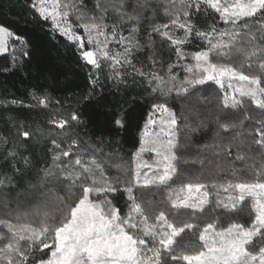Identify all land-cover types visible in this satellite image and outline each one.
<instances>
[{
	"label": "snow or ice",
	"instance_id": "6c2138e0",
	"mask_svg": "<svg viewBox=\"0 0 264 264\" xmlns=\"http://www.w3.org/2000/svg\"><path fill=\"white\" fill-rule=\"evenodd\" d=\"M17 8L15 19H0V56L10 64L0 71L31 77L61 40L68 50L74 46L91 71L85 87L60 99L39 86L28 92L32 104L0 99L6 113L16 108L48 113L46 127L4 117L0 264H264V167L255 164L254 155L264 162V118L244 135L236 131L243 121H218L220 131L235 133L216 146L219 160L247 164L255 182L220 185L223 192L236 193L224 199L219 192L213 198L203 184L170 185L179 179L181 163L170 102H187L209 81L223 88L228 78L244 86L234 89L239 99L225 94L222 108L237 110L247 97L264 117V0H16L9 11ZM161 9L167 23L158 24ZM6 15L0 10V17ZM217 15L228 27H198L201 16ZM142 29L147 43L137 38ZM156 37L161 49L166 44L175 53L166 75L146 71L138 59L146 52L149 69L163 63ZM194 39L205 47L186 52ZM189 57L193 63L186 62ZM144 107L149 111L141 113V124L137 109ZM230 119L225 112L223 120ZM133 126L138 147L128 175L114 161L122 159V136ZM145 153L155 155L152 164L142 160ZM113 168L120 175H109ZM164 188L170 189L168 207L160 208L148 197ZM54 191L63 195L53 196ZM121 198L123 209L117 204ZM233 216L246 222L233 219L224 227L225 218ZM188 232L198 233L201 242L195 254L183 243Z\"/></svg>",
	"mask_w": 264,
	"mask_h": 264
},
{
	"label": "trees",
	"instance_id": "16d2710c",
	"mask_svg": "<svg viewBox=\"0 0 264 264\" xmlns=\"http://www.w3.org/2000/svg\"><path fill=\"white\" fill-rule=\"evenodd\" d=\"M16 0H3L4 7L0 10L5 12L6 17H0V19H15L18 8L13 11H9L11 5ZM168 0H160L161 4H167ZM156 23H167V19L163 15L161 9L160 18L156 20ZM215 24L217 28L224 29L228 25L219 21V17L214 16L211 19H206L201 16L198 21V27L206 28L207 25ZM148 25H144L147 28ZM182 34V33H178ZM127 35V32H125ZM141 43H147L148 37L143 29L137 36ZM157 48L162 51L163 63L158 64L155 69H149L147 67V53L138 57L139 61L145 65V70L157 71L161 75H166L168 64L175 61V53L169 52L167 46L161 49V41L159 37L155 38ZM66 41L61 40L59 45H53L49 53L41 61L39 67H34L31 77L26 78L19 72L5 73L0 71V99L18 98L23 100L25 104L34 103L30 99L28 92L34 87L39 86L45 88L53 97V99H60L66 91H80L86 86V73L91 71L90 67H83V62L79 61L74 51L65 48ZM205 45L199 40H192L186 47L185 51L188 53H194L200 51ZM187 63H193L189 57ZM224 62V61H221ZM141 63H137V67H141ZM9 58L6 56H0V70L5 67H9ZM235 66V65H234ZM106 71V70H105ZM181 78L184 76L182 69H176ZM254 71L245 70V75H254ZM110 86V82H108ZM67 86V87H66ZM198 91L193 97H190L187 102L176 100L174 103L170 102V106L176 112L178 117V132L177 137L181 145V149L177 152V155L181 157V163L178 165L180 170L179 179L174 178V182H170L171 189L183 186L189 183L203 184L207 186V190L212 193L214 198L219 192L221 199L226 198L228 195H235L236 193H226L220 189V185H227L229 182L235 183H253L256 181V176L252 170H249L247 164H241L237 162L235 165L230 162L220 161L216 153L219 149L217 145L225 142V136H232L235 133L225 134L219 129V122L222 123H236L242 125L237 128L236 131L242 135L252 132L255 127V121L260 118L261 111L256 107L254 103L247 97L244 98V103L237 110L223 109L222 101L225 96L224 92L215 82H207L203 86H199ZM6 89V90H5ZM149 109L147 107L137 109V118L141 117V113L146 116ZM225 112L231 116L230 120H223ZM7 115H15L19 120L30 123L35 127L39 124L41 127H46V117L48 113L42 112L39 108L27 109L16 108L12 112H4L0 109V131H3L4 117ZM245 115L252 117V120H244ZM95 119V116H93ZM140 123H143V119L140 118ZM185 124L192 126H199V131L191 133L185 127ZM91 127V125H89ZM136 128L132 129L126 135L122 136V143L120 146V156L122 159L114 161V163L124 165L125 171L128 175H131L130 169H134V162L131 159L132 153L136 151L138 147V139H135ZM251 139V137H246ZM50 143L49 141H45ZM28 154V153H26ZM233 155H235V149H233ZM255 155V164L264 167V162H261L258 154ZM204 161L203 164L200 161ZM253 161L249 160L248 164H252ZM221 167H217V165ZM109 175H120V172L113 168ZM125 177L122 176V179ZM216 185L217 187H212ZM170 189L164 188L160 190H154L155 195L148 197L159 205L160 208H167L166 203L167 192ZM55 195H63V193L55 192ZM117 204L122 209L124 208L125 201L121 198L117 201ZM251 204V200H247V205ZM217 215H220L218 212ZM187 222L189 221L187 215L184 216ZM239 220V222L245 223L246 221L239 217L233 216L231 218H225L223 226L226 227L227 223L231 220ZM203 225H201V228ZM183 243L187 246L188 254H195L201 250V242L198 239V233L188 232Z\"/></svg>",
	"mask_w": 264,
	"mask_h": 264
},
{
	"label": "rangeland",
	"instance_id": "374dc122",
	"mask_svg": "<svg viewBox=\"0 0 264 264\" xmlns=\"http://www.w3.org/2000/svg\"><path fill=\"white\" fill-rule=\"evenodd\" d=\"M209 82H213V81H209ZM231 84V87H229V85ZM218 87L221 88L220 85L217 84ZM244 85L241 84V82H239L238 80H229L228 78H224L223 79V88L222 91L224 92V94H227L229 99H231V97L235 94L237 99H239V94L238 93H234V89H237V88H240V87H243ZM178 119V117H177ZM179 120V119H178ZM179 124V123H178ZM177 132H178V129H177ZM178 139V137H177ZM179 140V139H178ZM156 159L155 155L152 154V153H145L142 157V160L144 162H147L148 164H152L153 161ZM135 163L134 162V167H135ZM145 171H147V169H145ZM192 184V183H191ZM187 185V184H186ZM195 185V184H193ZM180 187L182 186H179V187H176L175 189H179ZM186 194V193H185Z\"/></svg>",
	"mask_w": 264,
	"mask_h": 264
}]
</instances>
